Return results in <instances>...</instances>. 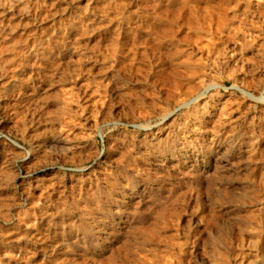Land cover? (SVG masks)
Listing matches in <instances>:
<instances>
[{
	"label": "rangeland",
	"instance_id": "1",
	"mask_svg": "<svg viewBox=\"0 0 264 264\" xmlns=\"http://www.w3.org/2000/svg\"><path fill=\"white\" fill-rule=\"evenodd\" d=\"M0 264H264V0H0Z\"/></svg>",
	"mask_w": 264,
	"mask_h": 264
}]
</instances>
